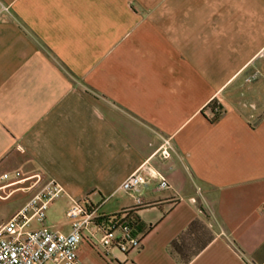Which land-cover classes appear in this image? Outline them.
<instances>
[{"label": "crops", "instance_id": "crops-1", "mask_svg": "<svg viewBox=\"0 0 264 264\" xmlns=\"http://www.w3.org/2000/svg\"><path fill=\"white\" fill-rule=\"evenodd\" d=\"M145 161L170 189L142 186L131 264H181L195 220L187 264H264V0H0V207L38 190L5 187L19 171L104 213ZM77 255L107 264L86 239Z\"/></svg>", "mask_w": 264, "mask_h": 264}, {"label": "built area", "instance_id": "built-area-1", "mask_svg": "<svg viewBox=\"0 0 264 264\" xmlns=\"http://www.w3.org/2000/svg\"><path fill=\"white\" fill-rule=\"evenodd\" d=\"M172 151L169 140L163 139L156 154L168 160ZM9 177L8 173L2 176L5 180ZM14 177L16 179L5 187L28 182L26 190L39 188L0 226V264H80L77 250L85 239L107 264H131L128 255L140 249L142 235L135 230L133 218L126 212L118 217L107 215L109 217L103 219L104 213L99 212V207L105 201L94 203L89 197H69L70 205L66 211L69 231L51 230L46 223L47 213L50 205L63 195L61 185L54 179L45 180L40 173L22 178L20 172L15 171ZM154 179L160 190L170 189L145 161L120 184L119 189L138 193L136 205H141V188Z\"/></svg>", "mask_w": 264, "mask_h": 264}, {"label": "trees", "instance_id": "trees-1", "mask_svg": "<svg viewBox=\"0 0 264 264\" xmlns=\"http://www.w3.org/2000/svg\"><path fill=\"white\" fill-rule=\"evenodd\" d=\"M209 109L211 112V117H210V121L211 122H216L219 118V116L222 114V109L220 106H218L215 103H212L211 105H209ZM140 207H142V205H135L129 208H125L122 209L120 212H118L117 214H113V216L118 217L121 214H123L124 212H126L128 215H130L133 218V226L136 227L137 223H138V217L136 215L138 209H140ZM103 219H107L109 216L104 215L103 214ZM202 234L204 235L206 233L205 228H202L201 223L198 220L193 221L189 227L187 228V230L185 232H183L176 240H174L170 246H169V252L172 256L177 257L178 261L181 264H187L190 261V258H185V250H186V246H185V241L186 239L192 235V234Z\"/></svg>", "mask_w": 264, "mask_h": 264}, {"label": "rangeland", "instance_id": "rangeland-1", "mask_svg": "<svg viewBox=\"0 0 264 264\" xmlns=\"http://www.w3.org/2000/svg\"><path fill=\"white\" fill-rule=\"evenodd\" d=\"M130 194L125 193L123 191H116L113 195L107 198V202L102 208L104 213H113L119 210V204L127 202L129 200ZM70 199L66 196H61V198L57 199L53 204L49 207L48 212V220L56 223L62 224L66 223L67 219L65 216L66 207H69ZM15 207H0V223L6 222Z\"/></svg>", "mask_w": 264, "mask_h": 264}]
</instances>
